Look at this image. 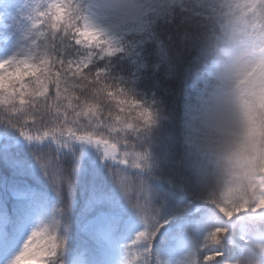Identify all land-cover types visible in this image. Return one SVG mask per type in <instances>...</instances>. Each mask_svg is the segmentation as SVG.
<instances>
[{
  "label": "snow or ice",
  "instance_id": "6c2138e0",
  "mask_svg": "<svg viewBox=\"0 0 264 264\" xmlns=\"http://www.w3.org/2000/svg\"><path fill=\"white\" fill-rule=\"evenodd\" d=\"M26 20L0 59V264H223L226 210L150 183L153 114L96 67L109 34L81 0H28Z\"/></svg>",
  "mask_w": 264,
  "mask_h": 264
},
{
  "label": "clouds",
  "instance_id": "9594fccd",
  "mask_svg": "<svg viewBox=\"0 0 264 264\" xmlns=\"http://www.w3.org/2000/svg\"><path fill=\"white\" fill-rule=\"evenodd\" d=\"M175 3L199 18L187 33L200 60L184 132L189 187L227 212L216 241H230L223 264H264V0ZM145 5L86 0L83 10L130 28Z\"/></svg>",
  "mask_w": 264,
  "mask_h": 264
},
{
  "label": "trees",
  "instance_id": "16d2710c",
  "mask_svg": "<svg viewBox=\"0 0 264 264\" xmlns=\"http://www.w3.org/2000/svg\"><path fill=\"white\" fill-rule=\"evenodd\" d=\"M85 3L86 0H81L82 7ZM194 11V6L178 5L175 0H155L147 29L127 36L120 52L96 65L105 70L111 84L152 112L154 123L143 130L138 147L149 155L151 181L159 180L165 193L172 196L192 194L187 179L190 158L184 132L192 79L200 68L198 52L187 36L195 30L199 19ZM66 54L74 56L71 49ZM30 79L31 74L24 77L25 81ZM100 103L106 111L111 106L114 112H119L114 107L116 100L101 98Z\"/></svg>",
  "mask_w": 264,
  "mask_h": 264
},
{
  "label": "rangeland",
  "instance_id": "374dc122",
  "mask_svg": "<svg viewBox=\"0 0 264 264\" xmlns=\"http://www.w3.org/2000/svg\"><path fill=\"white\" fill-rule=\"evenodd\" d=\"M153 1L146 0L145 10L141 14L139 21L130 28L116 27L103 18L96 17L94 14H90V18L109 34L114 46L121 50L125 45L127 36L134 33H142L147 29V15L151 10L150 7ZM22 2L23 0H0V59L19 54L21 46L24 44L23 36L29 27V23L26 20V4L28 0L21 4ZM156 181L150 180L152 187L158 193L166 194L164 186L159 184V180Z\"/></svg>",
  "mask_w": 264,
  "mask_h": 264
}]
</instances>
